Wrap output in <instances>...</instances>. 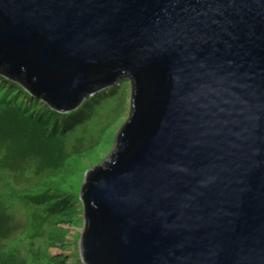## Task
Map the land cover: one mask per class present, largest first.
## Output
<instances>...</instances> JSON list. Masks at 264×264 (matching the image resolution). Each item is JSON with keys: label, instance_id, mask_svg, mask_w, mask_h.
Listing matches in <instances>:
<instances>
[{"label": "water", "instance_id": "obj_1", "mask_svg": "<svg viewBox=\"0 0 264 264\" xmlns=\"http://www.w3.org/2000/svg\"><path fill=\"white\" fill-rule=\"evenodd\" d=\"M2 67L63 114L130 80L86 264H264V0H0Z\"/></svg>", "mask_w": 264, "mask_h": 264}, {"label": "rangeland", "instance_id": "obj_2", "mask_svg": "<svg viewBox=\"0 0 264 264\" xmlns=\"http://www.w3.org/2000/svg\"><path fill=\"white\" fill-rule=\"evenodd\" d=\"M13 88L0 78V96L36 111V120L42 115L50 120V133L41 143L32 125L35 134L28 142L22 127L13 130L17 119L11 111L12 126L0 123V264H86L81 254L85 209L79 201L90 172L109 161L127 126L130 80L123 77L86 97L73 114L49 108L61 119L25 92L12 97Z\"/></svg>", "mask_w": 264, "mask_h": 264}, {"label": "trees", "instance_id": "obj_3", "mask_svg": "<svg viewBox=\"0 0 264 264\" xmlns=\"http://www.w3.org/2000/svg\"><path fill=\"white\" fill-rule=\"evenodd\" d=\"M8 71H9L8 67L0 68V78L11 83L15 87V88H13V90H11L12 97L16 96L15 94H17L19 92L20 93L25 92V94L29 100L35 99L38 102V104H41V106H43V107H47L48 108L47 110L49 111V113L51 112L50 114H56L57 118L58 117H59V119L62 118V117H60L62 115H58L57 113H55L57 111L55 109H53L44 100L43 97L37 98V96H34L30 92L29 87L24 83L23 78H21V79L13 78L8 74ZM103 89H105V88H103ZM103 89H101V90H103ZM96 93H99V90H97ZM95 94H94V96H95ZM2 96H0V123L1 124L6 123V126H8V127L12 126L11 121H9V113L11 111L14 114L15 118L17 119L16 122H12L13 124H16V126L14 127L16 129L13 128V130H15V131H17V129L21 130V127H22V131H21L22 137L26 136V138H28V142H30L31 138H33L32 135L35 134V130L33 129L32 125H35L36 132L40 133L41 143L45 142L46 138L49 136V133H50V131L46 130V129H48L47 124L50 123V120H44L43 115L41 116L40 120L39 119L36 120L34 115H33V113H35L36 111H34V110L31 111L29 109H25L24 107H22L20 102L17 103V101H15L14 103H11L10 99L6 100V95H5V97H4V94ZM33 102H34V100H33ZM49 108H51L55 112ZM70 114H73V113L70 112ZM36 115H38V114H36ZM70 121L71 120H68V122H70ZM20 123L22 125L17 126V124H20ZM12 134H13V137H15V133L12 132ZM52 134L53 135H51V136L54 137V135L57 134V131L56 132L52 131ZM51 136H50V138H51ZM52 139H54V138H52ZM61 161H63V160L61 159ZM79 202H80V205L83 206V208H84L83 201H79ZM64 206H65V203H64ZM62 210L63 209H61L60 211H62Z\"/></svg>", "mask_w": 264, "mask_h": 264}]
</instances>
